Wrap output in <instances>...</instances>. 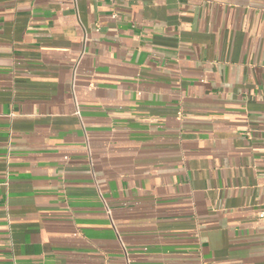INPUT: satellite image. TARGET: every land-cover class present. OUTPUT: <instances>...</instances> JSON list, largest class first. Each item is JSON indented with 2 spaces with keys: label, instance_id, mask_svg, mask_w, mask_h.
<instances>
[{
  "label": "crops",
  "instance_id": "1",
  "mask_svg": "<svg viewBox=\"0 0 264 264\" xmlns=\"http://www.w3.org/2000/svg\"><path fill=\"white\" fill-rule=\"evenodd\" d=\"M264 0H0V264H264Z\"/></svg>",
  "mask_w": 264,
  "mask_h": 264
},
{
  "label": "built area",
  "instance_id": "2",
  "mask_svg": "<svg viewBox=\"0 0 264 264\" xmlns=\"http://www.w3.org/2000/svg\"><path fill=\"white\" fill-rule=\"evenodd\" d=\"M259 219H260L262 222H264V212H261V213L259 214Z\"/></svg>",
  "mask_w": 264,
  "mask_h": 264
}]
</instances>
